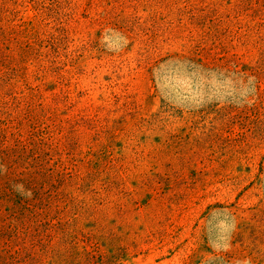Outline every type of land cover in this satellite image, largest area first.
Listing matches in <instances>:
<instances>
[{
  "label": "rangeland",
  "instance_id": "obj_1",
  "mask_svg": "<svg viewBox=\"0 0 264 264\" xmlns=\"http://www.w3.org/2000/svg\"><path fill=\"white\" fill-rule=\"evenodd\" d=\"M0 264H264V0H0Z\"/></svg>",
  "mask_w": 264,
  "mask_h": 264
}]
</instances>
